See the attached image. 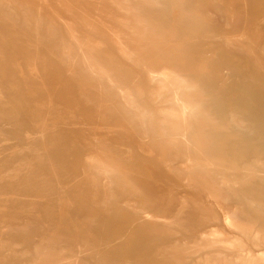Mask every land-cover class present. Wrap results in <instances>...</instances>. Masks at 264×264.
I'll list each match as a JSON object with an SVG mask.
<instances>
[{"label": "rangeland", "instance_id": "obj_1", "mask_svg": "<svg viewBox=\"0 0 264 264\" xmlns=\"http://www.w3.org/2000/svg\"><path fill=\"white\" fill-rule=\"evenodd\" d=\"M237 263L264 264V0H0V264Z\"/></svg>", "mask_w": 264, "mask_h": 264}, {"label": "bare ground", "instance_id": "obj_2", "mask_svg": "<svg viewBox=\"0 0 264 264\" xmlns=\"http://www.w3.org/2000/svg\"><path fill=\"white\" fill-rule=\"evenodd\" d=\"M112 38L115 40L116 42V46L118 48V50L120 51V53L122 55H128V54H133L134 51H131L128 49L127 44L124 43L123 39L121 37H119L117 34L112 35ZM78 49V48H77ZM65 50H61V54L62 56L67 60V61H75V58L71 57V54L69 53V51L64 52ZM80 52V51H79ZM81 57H80V62L79 67L81 70L86 71L97 83H99V78H103L105 83L108 85H114L113 80L111 78V76L106 73L103 70H100L99 72H96L95 70H93L91 67H89L85 61V56L84 54L80 53ZM145 70V69H144ZM159 74V73H158ZM149 78H152L153 75L152 73H149ZM162 78L165 79V74H161ZM100 86V85H99ZM100 88V87H99ZM165 89L163 82H161L158 85V91H163ZM116 94H117V98L118 101L124 106V107H130V103L127 100L126 94L124 93L123 90H121L120 88L116 87L115 88ZM174 103L176 104H180L181 100L179 98V94L178 93H173L172 95V99H171ZM187 107V106H186ZM185 105H182L181 108V117L185 116V113L187 112ZM131 108V107H130ZM137 109V108H136ZM133 110V109H132ZM189 110V109H188ZM137 119V118H136ZM187 124V123H186ZM189 128V127H188ZM141 129V128H140ZM132 134V133H131ZM134 135V134H133ZM91 164V161H90ZM192 162L189 159V157H185V162L184 164L177 168V169H173V173L179 178L181 179L183 182H187L188 183V178H189V174L185 171L186 170V166L191 165ZM185 184V183H184ZM98 185H100V187H102L104 190H102V193H104L105 190V178L99 174L98 175ZM105 195V194H104ZM104 195H102V197H104ZM229 220V219H228ZM229 223V222H228ZM255 260V259H254ZM254 263V262H253ZM238 264V263H237Z\"/></svg>", "mask_w": 264, "mask_h": 264}]
</instances>
